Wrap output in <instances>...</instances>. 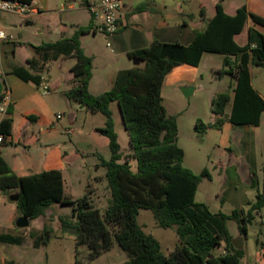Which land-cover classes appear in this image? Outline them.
<instances>
[{"label": "trees", "instance_id": "obj_1", "mask_svg": "<svg viewBox=\"0 0 264 264\" xmlns=\"http://www.w3.org/2000/svg\"><path fill=\"white\" fill-rule=\"evenodd\" d=\"M16 1L33 4V0ZM223 2L220 0L215 5V14L204 31L188 33L191 37L188 45L180 40L156 39L148 47L129 52V58L140 64L120 71L113 87L98 95L91 93L89 88L93 58L85 54L81 44L82 34L97 32L92 16L90 24L79 28L73 36L32 46L35 55L28 60L27 66L11 65L6 71V75L12 74L40 86L50 62L74 57L76 63L70 69L73 87L66 92L67 98L87 111L106 117L105 125L97 129L109 139L112 153L110 160L100 157L99 163V167L106 169L111 192L104 212L94 205L90 187L82 198L74 200L65 194L61 171L21 177L0 153V191L8 197L19 194L17 209L30 224L45 216L54 205L72 208L70 214L59 216L58 221L63 234L75 237L76 264L83 262L80 253L84 247L88 249L84 260L90 262L109 252L115 240L128 256L124 264H241L245 249L234 247L228 223L236 222L240 235L246 237L255 214H263L264 195L258 194L247 213L243 209H235L231 214L213 213L206 204L197 203L199 186L210 175L207 169L196 175L184 166L185 152L177 142L178 121L168 114L162 97L165 79L174 68L184 64L199 67L205 53L221 54L224 61L222 69L218 70L219 78L229 75L236 79V86L212 100V112L216 117L213 126L222 128L226 122L236 127L260 126L264 98L252 85L250 66L264 68V34L250 28L245 45H240L235 37L244 31L249 20L264 28V17L250 12L246 5L230 15ZM85 4L90 7L89 0H85ZM147 7L145 4L139 9ZM182 26L189 25L183 23ZM3 99L4 94H1L0 104ZM113 102L118 104L129 135L130 147L126 155L122 153L115 130ZM12 128L13 119L5 117L0 124V134L5 140L12 134ZM206 128L201 122L196 126L202 133ZM132 160L137 162L136 172L132 170ZM255 184L253 178L252 187ZM141 210L152 211L161 228L175 229L179 244L168 256L163 253L159 241L140 225ZM54 233L55 229L45 223L39 235L31 233L35 237L33 246L48 245ZM0 243L22 245L23 239L0 234ZM223 244L224 253L218 254L216 250ZM256 244L264 250V240L260 237Z\"/></svg>", "mask_w": 264, "mask_h": 264}, {"label": "rangeland", "instance_id": "obj_2", "mask_svg": "<svg viewBox=\"0 0 264 264\" xmlns=\"http://www.w3.org/2000/svg\"><path fill=\"white\" fill-rule=\"evenodd\" d=\"M156 1V0H154ZM164 1L165 5H151V11H155L161 20L167 21L171 26V31L182 33H190L192 31H202L197 28L183 27L184 21L191 23L194 18L200 20L202 17H212L215 14V5L220 0H158ZM35 6L40 9V13L24 16L20 14L3 13L0 16V28L13 35L14 40L10 42V48L15 44L24 46L16 58V62L20 63L28 54H32V46H39L44 43L56 42L64 35L65 30L68 35H73L78 28L87 27L90 24V11L85 8V0H34ZM70 4H75L77 9L71 10ZM201 4L206 8L204 14H201ZM224 8L226 11L236 6L246 5L255 14L264 17V0H224ZM66 25V28H64ZM205 21H201L198 27L203 28ZM256 30L264 34V28L257 26ZM132 28H128L126 33H131ZM66 34V35H67ZM154 34H156L154 32ZM127 35V34H126ZM107 42L112 44L111 48H107L108 57H126L122 52L118 51L117 45L125 46V41H118L115 36L107 37L100 35ZM128 36V35H127ZM242 39H239V43ZM114 50V54H111ZM224 56L216 53H205L202 64L200 66V74L195 83L198 88L194 95L186 97L183 92L166 86L162 91L165 107L168 114L175 116L178 121L179 136L178 145L185 152L184 166L192 170L196 175H200L205 169L208 170L210 177L204 178L199 186L196 195V202L206 204L213 213L223 212L231 214L235 209H243L246 213L251 209V204L257 201L258 194L264 195V113L262 115L259 127H232L219 130L214 125L215 119L212 112V100L220 93L234 88V81L229 75L219 78L218 70L222 69ZM134 63V59H133ZM9 65L7 64V69ZM5 68V67H4ZM65 65L60 67L58 63H50L48 71L43 74L44 78L51 82L62 78V71L67 72ZM253 85L264 96V68L254 65L250 66ZM12 74L6 77L11 78ZM64 87L55 89L53 96L58 99L55 103H68L63 100L62 91ZM98 89H94V92ZM40 92L44 93L43 87ZM52 97V96H51ZM48 99V96H44ZM75 103V102H72ZM78 107V106H77ZM79 109L78 120L75 124L70 123L71 109L68 106L54 109V115L63 114L61 124L67 129L63 134L66 142V151H80L86 155V165L76 171L78 181L72 176L67 178L66 190L74 194L75 200L82 198L88 189V185L95 180L91 179L90 171L94 170V164L100 163V157L110 160L111 150L109 145H105L102 141L108 138L98 132L99 126H104L106 117L101 113L88 112L85 114ZM111 110L115 112L116 125L115 130L119 136L122 153L126 155L129 151V135L125 129L122 116L119 111L118 104L113 102ZM230 107L228 106L227 112ZM85 115V116H84ZM204 123L208 134L197 131L198 123ZM74 131L82 129V136L66 133V130ZM98 143V149H91ZM93 150V151H92ZM127 150V151H126ZM106 169L101 168L98 172L99 176L104 175L106 179ZM253 178L255 187H252ZM101 195L106 196L105 190H101ZM234 197V198H232ZM106 201L104 200L103 205ZM56 214L59 212L70 214L72 208L70 206L55 205ZM51 211L48 212V215ZM11 211L0 205V233L12 234L22 237L24 244L15 245L9 243H0V260L7 259L5 264L12 261L15 264H76V243L73 235H62L59 221L56 216L50 218H42L41 225L48 224L55 229L54 237L48 245L34 247L35 237L31 233L40 234L31 224L28 228H24L22 232L16 225L10 224ZM47 215V216H48ZM46 216V217H47ZM139 223L144 225L146 233H151L155 238L162 242V251L165 255H169L179 243V238L173 228H161L150 210H141L138 217ZM231 234L234 239L241 236L236 222L228 223ZM14 231H11L12 229ZM262 231V232H261ZM27 233V234H26ZM260 237L264 240V210L263 214H255V219L249 226V233L246 236L245 257L241 260V264H261L259 256V248H257L256 239ZM88 251L84 247L81 251L82 264H123L128 260L126 252L119 246L115 240L113 248L97 258L94 261L87 262L84 256ZM216 252L224 253V244L217 248ZM259 259V260H258Z\"/></svg>", "mask_w": 264, "mask_h": 264}, {"label": "crops", "instance_id": "obj_3", "mask_svg": "<svg viewBox=\"0 0 264 264\" xmlns=\"http://www.w3.org/2000/svg\"><path fill=\"white\" fill-rule=\"evenodd\" d=\"M95 0H89V6H92ZM217 0H215L216 2ZM148 5L145 9H139L142 5ZM165 5L164 1L158 2V0H125L124 5L119 13V23L120 30L115 35L118 38V41H125V46L117 45L118 51L122 52L126 57L124 59L122 57H108V53L106 52L107 48H111L112 44L109 46L105 45L104 42H101L104 38L100 35L102 33L91 31L89 33H85L81 35V44L85 51V54L93 58V76L90 81V91L91 93L98 95L107 90H110L115 82L116 76L120 71L128 70L133 68L135 63H133V59L129 58L128 53L136 51L138 49H142L150 46L154 40L161 41H169L174 42L176 40H180L183 44L188 45L191 41L190 35L188 33H182L178 31H171L170 24L161 20L155 11L150 10L151 5ZM85 8H88L91 14L90 7L84 5ZM152 7V6H151ZM241 6H236L229 11H225L234 15L238 8ZM32 8L40 13V9L35 6V2L33 0ZM69 8L71 10H76L77 7L75 4H70ZM206 8L203 4H201V10ZM248 10L254 13L251 9ZM34 13V14H36ZM92 16V14H91ZM213 17V16H212ZM212 17H202L200 20L194 18L191 23L184 21L183 23H188L190 28H197L204 31L207 27L209 20ZM91 18V17H90ZM91 20V19H90ZM201 21H205V25L203 28L198 27V24ZM182 23V24H183ZM132 28L131 33H126L128 28ZM257 25H254L251 20L248 21L245 26L244 31L235 37V40L239 43V39H242L240 45H245L248 40V31L250 28L256 29ZM66 28V25L65 27ZM81 28V27H80ZM94 28V27H93ZM79 29V28H78ZM77 29V30H78ZM95 29V28H94ZM63 35L66 37H71L73 35H68L65 30H63ZM154 32L156 34H154ZM67 34V35H66ZM128 36H127V35ZM105 36V35H103ZM10 40L5 41L2 45L3 49V61L5 70L8 71L11 65H25L27 66V62L29 59L34 57V50L32 48V54H28L22 60V62L17 63L16 58L19 57V54L24 46L20 44H15L13 48H10ZM114 50H111V54H114ZM205 55V54H204ZM204 58V56H203ZM203 61V59H202ZM58 63L60 67L65 65V69L67 72L62 71V78L51 82L49 79L44 78L40 86L35 85L32 82H24L19 79L15 75H11V78L6 77L5 82L6 85L10 89V108L5 117H10L13 119V128L12 134L6 138V140L0 143V153L5 158V160L9 163L13 171L21 177L30 176L33 174H39L45 171L51 170H59L63 174L64 178V189L65 194L75 200V196L73 193H67L66 185L67 178H77L76 171L84 168L86 165V155L83 154L79 148H76V151H71V153H67L66 151V142L64 138V132L62 129H67L62 126L61 121L63 119V114L54 115V109H56L59 105L60 107L68 106L71 109L70 114V123L75 124L78 120L79 109L81 108L82 112L88 114L85 108L81 107L77 103H72L67 96L66 92H68L73 87V79L70 69L76 63V58H60L57 61H53L50 63ZM49 63V64H50ZM7 64L9 65L7 69ZM48 64V65H49ZM202 64V62H201ZM200 64V66H201ZM48 65L44 71H48ZM200 66L193 67L188 64L180 65L173 69V71L166 77L165 83L163 86V90L166 86L180 90L184 93L186 97L194 95L197 92L195 87V83L200 74ZM251 72V68H250ZM43 73V74H44ZM252 79V74H251ZM234 81V87L236 86V79L232 78ZM253 85V80H252ZM47 86L49 88V93H41L40 88ZM60 87H64L62 91V98L66 100L68 103H55L58 102L53 96V91L55 89H59ZM255 88V86L253 85ZM94 89H98L94 92ZM258 92L259 90L255 88ZM162 90V91H163ZM259 94L264 98V96L259 92ZM44 96H48V99H45ZM52 96V97H51ZM78 106V107H77ZM120 111V110H119ZM113 112V118L116 125L115 112ZM121 114V113H119ZM58 115L61 117L58 118ZM85 116V115H84ZM121 116V115H120ZM4 117V118H5ZM32 117V118H31ZM216 118L215 115L213 117ZM230 126L236 127L233 124L226 122L222 128L219 130H224V128H229ZM102 127V126H99ZM82 129H78L76 131L71 128L66 130V133L71 135V133L80 137L83 134ZM208 134V130L205 132ZM105 145H109V139L107 141H102ZM95 146H90L91 149H98V143L95 141ZM93 151V150H92ZM127 151V150H126ZM129 151V149H128ZM185 160V159H184ZM132 170L134 172L137 171V162L132 160L130 162ZM103 167H99V163L94 164V170L96 172L90 171V178L95 180L90 183L88 187L93 190V203L96 207H98L102 212L106 210L111 200V192L108 187V182H106L104 175L101 174L99 176L98 172ZM106 174V172H105ZM78 181V179H76ZM105 190L106 196L101 195V190ZM234 198V197H232ZM104 200L106 201L105 205H103ZM0 205L8 208L12 215L10 218V224L14 225L19 217H21L16 202L10 200V197L4 195L0 191ZM55 205L46 212V215L33 221L31 223L32 227L35 228L37 232L42 231L43 227L41 225V219L50 218L51 216H56V221H58L59 216L68 215L62 212L56 214L57 209H54ZM51 211V214L48 215V212ZM48 215V216H47ZM47 216V217H46ZM140 216V213H139ZM139 221V220H138ZM143 229L144 225L140 224ZM1 229V227H0ZM12 229V228H11ZM21 229V228H19ZM11 231H14L13 229ZM21 229L20 232H22ZM145 231V230H144ZM16 233V231H14ZM14 232L11 235H14ZM1 234V233H0ZM27 234V233H26ZM151 234V233H148ZM66 235H60V238H64ZM152 235V234H151ZM157 239V238H156ZM158 240V239H157ZM26 241V240H25ZM23 241V244L24 242ZM161 244L162 242L158 240ZM76 243V241H75ZM22 244V245H23ZM179 244V243H178ZM246 247V241L244 245V249ZM176 248V247H175ZM259 248V247H257ZM260 249V248H259ZM259 258L261 264H264V250H259ZM172 251L169 252V254ZM168 256V255H167ZM245 257V256H244ZM7 261L6 258L0 260V264H5ZM127 262V260L125 261ZM124 262V263H125ZM123 263V264H124Z\"/></svg>", "mask_w": 264, "mask_h": 264}, {"label": "built area", "instance_id": "obj_4", "mask_svg": "<svg viewBox=\"0 0 264 264\" xmlns=\"http://www.w3.org/2000/svg\"><path fill=\"white\" fill-rule=\"evenodd\" d=\"M125 0H95L90 6L91 14L94 19V28L97 32L102 33L107 37L115 36L120 30L119 13L124 5ZM37 11L32 8V5L21 3L16 0H0V16L3 13L20 14L31 16ZM14 40L13 35L0 28V82L3 83L4 99L0 104V124L7 115L10 106V89L6 85V70L3 61L2 45L5 41ZM110 46V42L108 43ZM44 93H49V88L44 86ZM61 116L58 115V118ZM5 141V137L0 134V143Z\"/></svg>", "mask_w": 264, "mask_h": 264}, {"label": "water", "instance_id": "obj_5", "mask_svg": "<svg viewBox=\"0 0 264 264\" xmlns=\"http://www.w3.org/2000/svg\"><path fill=\"white\" fill-rule=\"evenodd\" d=\"M134 63H135V65L140 64V62L136 59H134ZM3 88H4V85L2 82H0V95L3 94ZM19 198H20L19 194H15V195L10 196V200L13 202H17L19 200ZM16 225L18 228H21V229L28 228L30 226V221L28 218L21 216L17 219ZM245 241H247L246 237L239 236V237L233 239V245L236 249L241 250L244 248Z\"/></svg>", "mask_w": 264, "mask_h": 264}]
</instances>
